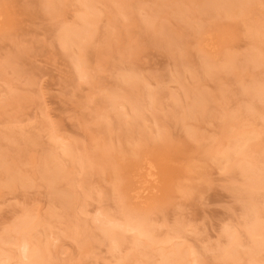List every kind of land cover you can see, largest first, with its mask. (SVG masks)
<instances>
[{
    "label": "rangeland",
    "instance_id": "obj_1",
    "mask_svg": "<svg viewBox=\"0 0 264 264\" xmlns=\"http://www.w3.org/2000/svg\"><path fill=\"white\" fill-rule=\"evenodd\" d=\"M89 1L97 23L69 50L59 34L80 25V0H0V239L31 214L40 226L28 238L48 264H161L174 248L187 264H246L250 203L264 221V187L247 194L241 171L247 159L264 176V99L247 90L264 85V61L245 57L264 60V0L209 15L207 0ZM254 26L257 40L248 35ZM234 135L243 155L226 161L218 152ZM48 155L64 168L51 185L40 176ZM64 192L75 198L67 210ZM97 216L149 222L154 237L117 229L124 241L113 249ZM12 234L0 256L18 264ZM234 242L246 245L239 260L219 257ZM255 260L264 264V249Z\"/></svg>",
    "mask_w": 264,
    "mask_h": 264
},
{
    "label": "bare ground",
    "instance_id": "obj_2",
    "mask_svg": "<svg viewBox=\"0 0 264 264\" xmlns=\"http://www.w3.org/2000/svg\"><path fill=\"white\" fill-rule=\"evenodd\" d=\"M53 2H47V5L46 4L45 5L47 7H49L50 9L54 10L56 7H55ZM80 2H82V5L87 9L86 13L84 12V14H82L83 16L80 17V21H79L80 25H77V27L76 26L75 27H69L70 26L69 25L68 27L62 28L60 31V34H59V41H60L61 45L66 49L68 48L69 50L71 49L70 47H73L75 45L77 46L79 44H82L83 41L86 42L87 40H89V34H90V32H92L90 27L93 26V24L96 25V23H97V22L96 23L94 22L95 21V14H94L95 13L94 12L95 7L93 6V4H91L92 1L80 0ZM249 3L251 4V0H207V2L203 4L201 10L203 11V13L205 12L206 14L218 13V12H225V13L229 14L231 12H234L235 10H238L240 13H242L244 11L247 12V10H249L248 9ZM53 7H55V8H53ZM183 10L184 9L179 8L178 14L180 16L184 15L185 10L184 11ZM96 19H97V17H96ZM151 24H152V22H151ZM165 30L164 31L160 30V32L162 31L164 33H168V31L166 30L167 32H165ZM258 34H259V27L258 26L252 27L248 32V35L253 39L258 38L260 35V34L259 35ZM164 36L167 37L169 35L164 34ZM170 41L168 40V42H170ZM171 42H173V40ZM84 45H86V44H83V46ZM80 59L81 58H79V57L77 58L76 67H77L78 71H80V74H81L84 72L83 66L85 65V63H84L85 61L82 62L81 61L82 59L81 60ZM232 59H233L232 57L226 59L225 64L228 68H230V67L232 68L234 66V61ZM261 60H262V58L260 59V56L257 54V52L254 54L249 52V54L246 55V57H245V62L247 61L248 63L254 64V65H258L264 61V60H262V61ZM208 62L206 61L207 65H209V63H210V62L209 63ZM126 79L129 80L130 78H125L126 83H128L127 82L128 80H126ZM131 84H129L130 87H131ZM247 93L252 98L254 97L258 100L259 99L263 100L264 99V85H262V84L261 85H258V84L255 85L254 84L251 86V88H249L247 90ZM118 98L120 99L118 94L117 95L114 94L112 96L111 99H113V100H111V102H110L112 104V106H115L117 104L121 105V103L115 102V100ZM205 99L206 98L203 94L197 95L196 96V105L193 107L195 109H196V107H200L201 106L200 104ZM132 100H133V102H132ZM136 100L137 99L131 98V100H130L131 103H129V104L133 105V106L131 105L132 108L130 107L131 111H132V116L134 115L133 117H137L138 114H141L140 111L142 109L141 105H139L137 103L139 100L136 103H134V101H136ZM112 101H114V102H112ZM194 104L195 103H193V105ZM120 105H118V106L120 107ZM118 106H115L113 108H117ZM121 107L123 108V106H121ZM202 107H200V108H202ZM249 109H250V107L248 108L247 111H249ZM201 110H203V109H201ZM192 113H194L192 110H191V112L189 111L190 115H192ZM123 114L126 115L125 113H123ZM187 117H189V115ZM244 143H245V141L239 139L238 136H235V135L231 136V139H230V141H228L227 145L222 150H220L218 153L221 154L226 161H229L231 154L238 153V154L243 155L242 150H243ZM57 160L54 156L51 157V155L45 156L43 158L42 166L40 168V173H41L40 176H41L42 180L45 181V183L47 185L57 183L58 180H60L64 177V171H63L64 168H62L60 165V164H62V162L58 163L60 161L58 160V162H57ZM242 163L243 164L241 167V171L246 178L244 188H245V191L247 192V194L251 193L253 190H257L256 188H258V189L263 188L264 187V176L258 175L255 164L252 161H249L247 159H242ZM0 166H3L2 160L0 161ZM15 181H16V179L13 178V176H9L8 182L10 185H12ZM74 200H75V198L71 193L64 192L59 197V203H60L59 205H62V207L64 209L66 208V210H67V209H70V206H72L71 203L74 202ZM250 205H251L250 207L245 209L246 215L252 216L251 222L248 223L249 222L248 221L247 222L248 224L245 225V228H246L245 236H248L249 244H250V245L248 244L249 250L246 253L247 257L249 258V261L246 264H262V261L260 262V261L255 260V256H256V254H258L260 251H262L264 249V221H262V222L260 221V219H261L260 212H259L260 210L259 211L256 210L255 209L256 206L254 204L252 205L250 203ZM30 215L31 214H29V216L23 215L21 218H18L14 222V225L12 226L11 230L3 233L0 240H2L3 243H4V241H5V243H7L9 240H12V236H10V234H12V233H13L12 235H14V233L19 234L20 247L18 250H19L20 262L18 264H48V259H47V256H45L44 249H40L42 247L39 245H37V247L34 245L36 247V248H34L32 246V242H30V238H28L29 237L28 235L30 234L29 232H31L34 228L40 226V223L35 222L34 221L35 219H33L32 215L31 216ZM99 215H101V214H99ZM94 220H95V222L101 223V224L98 223L99 225H106L107 226L105 229L102 230V234H103L104 238H106L107 241H109L111 243V245L114 247L113 249H117L121 245V243H123V241H124V238L121 235H119L118 233H116L117 229H121L123 232H136L140 236H146L149 238L154 237L152 231L150 230L151 224L149 222H143L140 220L133 221L132 219L127 218L124 220L123 224H118L114 221L108 220L107 218L100 219L99 216L95 217ZM237 237L235 239H238ZM232 244L235 246L232 245V247H230L228 249L224 248L222 250H219V257H221L222 259L232 260V261L239 260L238 258H240V254L238 252L239 249H237V247L239 246V247L245 248L246 245L242 246V245H239L235 242ZM188 249H190V248H188ZM181 251H182V249L180 250V248H174L170 253L165 254L162 257L161 264H187V262L184 259V257L187 254L185 253L186 255L184 256V254H183L184 252L182 253ZM189 253L193 254V252H189ZM8 261H9V258H3L2 256H0V264H8ZM192 264H196L195 259L192 261Z\"/></svg>",
    "mask_w": 264,
    "mask_h": 264
}]
</instances>
